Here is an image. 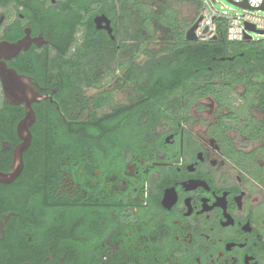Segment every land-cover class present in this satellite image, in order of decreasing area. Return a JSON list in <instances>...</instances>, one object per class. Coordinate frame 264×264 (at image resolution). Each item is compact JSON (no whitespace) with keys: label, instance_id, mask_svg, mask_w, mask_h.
<instances>
[{"label":"flooded vegetation","instance_id":"flooded-vegetation-1","mask_svg":"<svg viewBox=\"0 0 264 264\" xmlns=\"http://www.w3.org/2000/svg\"><path fill=\"white\" fill-rule=\"evenodd\" d=\"M112 10L0 0V174L16 165L27 109L4 78L37 98L22 169L0 182V264H264V178L241 161L260 142L231 115L247 107L233 57L193 71L203 41L147 38ZM50 124L75 133L72 150L35 141Z\"/></svg>","mask_w":264,"mask_h":264},{"label":"trees","instance_id":"trees-1","mask_svg":"<svg viewBox=\"0 0 264 264\" xmlns=\"http://www.w3.org/2000/svg\"><path fill=\"white\" fill-rule=\"evenodd\" d=\"M101 8V12L107 14L106 4ZM112 8L113 17H116V11H119V18L137 23L139 27L136 28H142L147 38L153 36V31H156L160 33L162 42L170 44L172 39H176V43L181 44L184 41V32L199 14L201 2L200 0H112ZM184 9L189 11L190 18L183 13ZM217 36L218 39L215 41L192 43L193 52L190 60L193 71L198 69L199 73L205 72L212 57H233L235 64L231 65L229 70L232 72V77H239L236 79L237 82L246 85L243 97L247 107H241L239 112L233 109L231 115L236 119L242 117L244 120L242 133L247 134L251 140L260 142L258 155L264 164V138H262L264 118L258 120L249 112L250 107H254L264 114V39L231 42L226 39L222 20L217 21ZM52 125H49L46 133L35 134V141L65 142L72 150L77 141L75 133L68 128L58 127V124H55L56 127H51ZM68 221L59 220L61 223Z\"/></svg>","mask_w":264,"mask_h":264},{"label":"built area","instance_id":"built-area-1","mask_svg":"<svg viewBox=\"0 0 264 264\" xmlns=\"http://www.w3.org/2000/svg\"><path fill=\"white\" fill-rule=\"evenodd\" d=\"M201 8L197 18H200L196 25L194 34L199 41H212L217 36V21L222 20L227 39L231 42L246 41L245 35L251 36L253 32L246 26H252L256 31H264V10L260 9L264 5V0H231L235 4L246 2L247 7L235 6L231 9L226 5L216 7V0H200ZM196 18V19H197ZM263 37L264 35H259Z\"/></svg>","mask_w":264,"mask_h":264},{"label":"water","instance_id":"water-1","mask_svg":"<svg viewBox=\"0 0 264 264\" xmlns=\"http://www.w3.org/2000/svg\"><path fill=\"white\" fill-rule=\"evenodd\" d=\"M230 4H233L235 6L238 7H242V8H248L246 2L243 3H239V4H235L233 2H231V0H227ZM251 10V8H248ZM260 9L264 10V5H262L260 7ZM102 21H104L105 23H107V21L104 20V18H101ZM101 20H98V23H100ZM200 18H197L193 24L188 28V30L185 32V39L188 41H196V37L194 34V30L196 28L197 23L199 22ZM248 28L249 31L256 33L258 35H264V31H256L254 30V28L252 26H246ZM104 29H107L108 32H110V29L108 27V25L106 24L105 26H103ZM217 37L214 36L212 38V41L216 40ZM244 39L246 41H250L251 36L249 35H245ZM15 80V82H14ZM15 83H17L18 88L23 86L25 84V81L20 78L17 77L16 75H8L4 78L3 81V89L5 92V96L6 99L10 102L13 103L12 98L17 97V93L19 94L18 96L20 97L21 101L25 102L27 104V109H26V114L25 117L19 122L18 127H17V131H18V135L21 139V144L19 145V147L16 149L15 152V163L16 165L14 166V169L11 173L9 174H0V182L2 183H9L12 180H14L17 175L20 173L21 169H22V154L24 152V150L28 147V145L30 144V140H31V135L29 133V128L30 126L35 122V115L32 111V109L30 108V104L31 102H36L37 98L35 97V93L33 92V89L29 86L26 85V89L23 90H16V86ZM17 91V92H16Z\"/></svg>","mask_w":264,"mask_h":264},{"label":"rangeland","instance_id":"rangeland-1","mask_svg":"<svg viewBox=\"0 0 264 264\" xmlns=\"http://www.w3.org/2000/svg\"><path fill=\"white\" fill-rule=\"evenodd\" d=\"M217 3L215 4L216 7H220V5H226L231 9H236L235 6L230 4L227 0H216ZM183 13L190 18L189 11L187 9H184ZM253 41H258L263 39V37L259 36L256 33L252 34ZM236 107V106H235ZM237 108V107H236ZM235 111V109H234ZM259 120H261L262 115H256ZM258 144H251L248 146L242 154V167H244L247 171V173L252 174L254 177H256L258 180L259 178H264V167L261 164L260 158L258 157V153L255 152L256 147ZM255 152V154H254ZM256 155V156H255ZM264 192V190H263Z\"/></svg>","mask_w":264,"mask_h":264}]
</instances>
